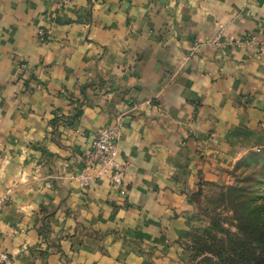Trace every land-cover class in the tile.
Returning a JSON list of instances; mask_svg holds the SVG:
<instances>
[{"label":"crops","instance_id":"1","mask_svg":"<svg viewBox=\"0 0 264 264\" xmlns=\"http://www.w3.org/2000/svg\"><path fill=\"white\" fill-rule=\"evenodd\" d=\"M58 3L59 0H0V36L8 30L5 27L8 25L14 33L20 34L22 43H30L36 49L48 44L50 39L60 37V28L66 29L63 37H68L73 30L81 35V26L87 25L81 43L97 47V41L90 39L93 29L102 33L109 29V24L97 17L96 4L108 5L102 9L103 16H108L109 13L112 17L116 15L110 0H66L61 7ZM121 3L122 0H116V7L119 8ZM39 4L43 5V11L38 10ZM154 4L153 16L157 24L155 27L150 24L149 31L154 33L156 41H160L166 38L167 33L163 13L166 0H154ZM181 12L187 19L188 9H181ZM242 19L244 24L239 20L232 22L237 31L231 44H225L224 37L217 41L210 31L205 32L204 38L211 46H205L200 53L191 51L193 47H198L199 34L193 31L196 22L186 23L187 48L180 49L181 56L188 57V63L182 70L184 75L177 77L159 96L144 95L148 89H142L139 85L120 93L122 82L118 83L114 73L104 72L99 66V59L89 67L87 54L82 60L83 67L69 70L62 61L55 62L57 50L49 49L53 63H45L44 56L37 55V63L29 68L27 59L0 49V55L11 64L10 70L20 69L14 80L4 81L0 77V92L20 84V88L8 98V103L0 100V127L9 103L19 113L7 133L0 131V162L5 153L11 158L8 164L9 178L18 168L34 173L37 166L41 167L44 169L42 175L47 177L44 183L50 184L51 191L55 194L54 197L47 194L36 197L38 186L35 183L18 185L9 191L8 180L0 181V257L6 258V262L2 264H12L14 259L22 264H74L77 260L79 264H86L97 252L100 258L92 259L90 264H101L102 260H113L115 264V260L121 256L126 264L179 263L178 242L205 222L195 209L194 198L198 191L220 185L224 173L236 161L249 151L264 148V100H261V88L264 84H259L255 77L250 79L251 73L241 72L229 85V78L234 75L231 71L234 65L228 63L227 73L213 76L209 80V84L213 86L211 95L219 94L220 107L229 113L237 112L234 118L213 119L209 123L207 114L212 105L202 103L208 99L205 95L208 89L201 87L199 95L190 91L200 77L207 75L197 67L194 55L197 59L207 57L205 64L209 65L219 63L215 58L221 50L226 54L233 50L240 52L239 44L251 43L254 37L257 38L255 47L261 46L264 37L259 36L258 29L246 27L250 25L251 18L243 16ZM41 20L44 22L41 23ZM134 22V17L126 15L121 27L127 29ZM116 24L117 21L113 18L111 27L115 28ZM38 30L47 31L48 39L41 40L37 35ZM217 44L223 47L217 48ZM172 48L173 45L169 44L163 50V55H174ZM101 51L108 53V48L101 46ZM160 56L157 53L155 57L160 70L151 72L147 69V76L143 79L145 84L150 79L173 74L176 66L169 67L167 61L160 60ZM141 58L137 54L136 59ZM179 59L177 57V61ZM53 67L55 81L49 71ZM40 73L47 79H41ZM61 73L64 74L63 80L60 79ZM88 73H93L94 77L81 83V75L87 76ZM69 79L73 81L71 87L67 83ZM38 90H42L41 94L47 93L39 102L33 98ZM110 92L117 93V96L100 105L98 101ZM177 95L184 97V103L179 109L171 110L172 118L176 119L179 112H185L184 118L190 115L191 121L196 122L203 109L205 116L199 119V123L202 126L206 124L207 127L202 135H194L187 128L182 133L167 118L161 121L158 116L148 118L143 111H135L139 105L145 104L149 111L159 109L163 113L170 104H174ZM25 101L28 105L36 103L35 109L29 107L27 111L38 119L29 121L27 115L20 111ZM116 104L124 105L125 111H118ZM186 105L191 107V113H187ZM89 108L99 109L94 117L86 114L85 109ZM141 117L145 119L140 128L138 144L128 143V135L121 131L116 162L123 167L124 174L121 185L115 187V193L111 191L115 184L107 176L97 178L89 187L82 186L76 177L83 170L81 157L90 151L91 136L100 127L114 125L116 120H120L121 129L129 130L130 134L133 122H138ZM153 121L157 122L156 128L153 127ZM28 124L32 129L30 138L25 136L30 131ZM157 128L162 131L151 143L146 142L143 139L145 131L155 133ZM79 141H83L86 147ZM202 141H207V144ZM161 146L166 150L161 151ZM53 148L59 152L52 151ZM23 149L26 150L25 154ZM60 153L67 155L61 156ZM23 154L24 159L18 164L17 157ZM138 158H141V162L133 167ZM151 160L156 162L145 170L143 164ZM161 160L166 166L160 165ZM57 162L66 167L61 169ZM29 165L33 167L29 168ZM129 171L140 177L152 176L153 179L134 177L126 181ZM164 177H167V182L163 185L156 182L158 178ZM105 181L109 190L102 188ZM29 188L32 189L31 192L28 191ZM133 189L139 192L135 202L130 196ZM122 190L129 195H122ZM17 200L29 204L39 200V203L26 219V214L15 203ZM20 224L24 225L22 230L18 227ZM3 225L13 231H5ZM21 231L23 238L16 243ZM109 236L112 240L106 246L105 241ZM117 242L120 243V248L115 250L113 256L108 249ZM85 253L88 255H84Z\"/></svg>","mask_w":264,"mask_h":264},{"label":"clouds","instance_id":"2","mask_svg":"<svg viewBox=\"0 0 264 264\" xmlns=\"http://www.w3.org/2000/svg\"><path fill=\"white\" fill-rule=\"evenodd\" d=\"M113 11L116 13L115 17H112V14L109 13L108 16L102 15V9L108 7L107 4L101 5L100 3L96 4V13L97 17L104 20L105 23L109 24V29L105 32H99L98 29H93V33L90 36V39L97 41V47H93L92 44H82L83 34L86 33L87 25H82L80 28L81 35H77L76 31L73 30L70 32L68 37H63V32L66 30L64 28H60L59 31L61 36L56 40H51L48 44L41 46L40 48L33 49L30 43H22L20 39V34L14 33L10 26L6 25L8 28L7 31L4 32L3 36H0V49L9 52L10 54L14 53L17 57L28 60V67L30 68L33 64L37 63L36 57L37 55H43L45 58V63H53V59L51 56V52L49 49L57 50L58 54L55 58L56 63L63 62L64 66L69 70H79L84 65L82 64V60L87 54L89 58V67L95 63L96 59L100 61V68L104 72L114 73L117 77V81L122 82V87L120 88V93L123 92L124 89H132L135 86L139 85L143 89L147 87L148 91L143 93L144 95H155L159 96L161 93L165 91L166 88L171 86V83L175 82L177 77L184 75L182 70L186 67L188 63V57H182L180 49L187 48V41L185 36L187 35L185 28L186 23L195 21L196 27L193 29L194 32L199 34L197 44L198 47H194L191 49L193 53H200L205 46H211L210 42L204 38L205 32H211L215 37V40L219 41L221 37H224L225 44H231L232 39L235 38V32L237 29L235 25L232 23L234 20H239L241 24H244L243 16H247L251 18L250 25H246V27H251L252 30L258 29V34L261 37H264V0H166V7L163 8V13L165 14V21L167 25V33L166 38H162L160 41H156L153 38L154 33L149 31L150 24L153 27L156 26L157 22L153 16L155 12V4L154 0H132L130 3L129 0H122L120 7H116V0H110ZM135 5V6H134ZM71 7V5H68ZM188 9L187 19L185 15L181 12V9ZM38 10L43 11V5H38ZM54 12V9H53ZM130 16L135 18V22L132 23L129 28L125 29L121 27L125 17ZM117 21L116 27H111L112 19ZM44 21L41 20V23ZM219 33V35H216ZM159 35V33H155ZM179 37V39H177ZM239 43V41H238ZM257 43V38H252L251 43L247 44H239L241 51L236 52L233 50L231 53H225L224 51H220L216 56V60L219 63L215 64H205L204 59H197L196 56H193V60L196 61V65L199 69L205 71L207 75L200 77L198 83L193 85L190 89L191 92L197 93L199 95V89L201 87L208 89V92L205 93L208 96V99L204 100L202 103L211 104L212 108L207 114L208 122L211 123L213 119H230L234 118L238 113L232 112L229 113L226 109H222L220 107V95H211L212 87L209 84V80L213 76H217L221 73H227L228 69L226 65L228 63H232L234 65L231 70L234 74L229 78L228 84L231 85L235 79L238 78L241 72L251 73L250 79L255 77L259 84H264V43H261L259 48L255 47ZM172 44V51L175 53L171 57L167 55H163V50L169 45ZM101 46H106L108 48V53H103L101 51ZM151 46V47H150ZM217 48H222L223 46L217 44ZM157 53H160V60L167 61L168 66L171 67L175 65L176 67L173 69V74L171 76H164L158 79H150L148 83H144L143 79L147 76V69H150L151 72H156L160 70V64L156 61L155 57ZM137 54L141 55V59L137 60ZM112 58L111 60L109 58ZM177 57H180L179 61H177ZM239 62V63H237ZM11 64L4 60L2 55H0V77L3 78L4 81L9 79L14 80L16 78V74L20 71L19 68H16L15 71L10 70ZM38 71V70H37ZM50 74L52 80L55 81L56 73L55 68L50 69ZM103 74V72H102ZM41 79H47L40 73ZM64 74L61 73L60 79L63 80ZM93 73H88L87 76L81 75L80 82L83 83L85 80L89 78H93ZM107 79V77H105ZM69 87L73 84V81L69 79L67 81ZM20 88V84L18 83L15 87H9L5 89L3 92H0V100L8 103V98ZM239 89H237L238 92ZM42 90H38L36 94H34V100L39 102L43 99V96H46L47 93L41 94ZM229 92L231 93V88L229 87ZM261 100H264V87L261 88ZM117 96V93L110 92L108 96L102 97L98 103L100 105H104L105 101L112 100ZM184 103V97L177 95L174 98V104H170L168 108L165 109L163 113H160L159 109H153L149 111L145 104L139 105L135 111H143L145 113V117L158 116L159 120H163L167 118L170 123L178 126L183 133L185 128L189 129L193 132L194 135H202L203 130L207 125H201L199 123V119L205 116L204 110L201 109L199 112V116L196 122L191 121L190 115L187 118L185 117V112H179V116L176 119H173L171 116V110L179 109L180 105ZM32 109L36 108V103L28 105L27 101L24 103V107L20 109L21 112H24L27 115L28 120H32L34 118L38 119V117H33L28 113V108ZM116 109L118 111H125V106L121 104H116ZM187 113H191V107L185 106ZM98 108H89L85 109L86 114L91 116H95V112L98 111ZM132 111V109H128ZM19 113L15 112L13 109V105L9 103V109L7 113L3 114L2 127H0V131H4L7 133V129L12 125L13 119L18 116ZM145 117H141L138 119V122H133L131 132L129 134V130L121 129L122 132L128 135V143L130 144H138L140 138V128L144 123ZM47 118V117H46ZM22 123H27V121H22ZM95 123V120H93ZM153 127H157V122L153 121ZM29 127V132L26 133V138H30L31 136V125H27ZM162 130L157 128V132H152L151 130H146L143 139L146 142L151 143L156 136ZM43 135V134H41ZM82 146L83 141H79ZM204 144H207V141H202ZM51 147V146H49ZM164 146H161V151H165ZM23 153H26V150H22ZM52 151L59 152L58 149L53 148ZM127 154V149L125 150ZM151 151V150H149ZM24 154L17 157V163H22L24 159ZM61 156L67 155V153H60ZM141 153V158H142ZM141 158H138L133 167L136 164L141 162ZM11 158L5 153L2 158V162H0V181L5 179L8 180L9 191L15 188L18 185L35 183L38 186V190L35 193L36 197H41L45 194L52 195L54 197V192L51 191V185L44 183V180L47 179L46 176L42 175L44 169L37 166L35 168V172H29L28 170L17 169L14 175H11L9 178V160ZM155 160H151L148 163H144L143 167L145 170L151 167L152 163H155ZM61 169L66 167V165H59ZM119 162H117V166ZM161 166H166L164 161H160ZM29 168H32L33 165H29ZM194 172V169L192 170ZM137 179H145L152 180V176H137V174L129 171L128 175L125 177V180H131L133 178ZM117 181L121 179L120 176L115 178ZM157 183L163 185L167 182V177L158 178L156 180ZM119 185H114L111 189L113 194L115 193V187ZM104 190H109L107 187V181L102 185ZM29 192L32 191L31 188L28 189ZM129 193H124L122 190V195ZM131 200L135 202V200L139 197V192L133 191L130 194ZM20 211H23L26 214V219L31 216V210L36 208V204L39 203L37 200L35 203H27L22 201H15ZM18 227L23 229L24 225L20 224ZM5 231L11 233L13 229L8 228L7 225H3ZM23 238V233L21 231V235L17 237L16 243H19ZM112 240V237L109 236L105 241V245L107 246ZM120 248V243L109 248L108 250L113 253L115 256V250ZM69 255H72L69 253ZM84 255H88L85 253ZM15 256V253H14ZM99 253L97 252L94 256H91L90 259L86 262V264H90L92 259H99ZM2 259V257H0ZM12 264H22L21 261L13 260ZM74 264H79V260L75 261ZM101 264H113V260L101 261ZM115 264H126V261L123 256L119 259L115 260Z\"/></svg>","mask_w":264,"mask_h":264},{"label":"trees","instance_id":"3","mask_svg":"<svg viewBox=\"0 0 264 264\" xmlns=\"http://www.w3.org/2000/svg\"><path fill=\"white\" fill-rule=\"evenodd\" d=\"M257 150L236 163L239 179L216 198L231 210L230 227L210 211L208 225L187 235L189 264H264V148Z\"/></svg>","mask_w":264,"mask_h":264},{"label":"built area","instance_id":"4","mask_svg":"<svg viewBox=\"0 0 264 264\" xmlns=\"http://www.w3.org/2000/svg\"><path fill=\"white\" fill-rule=\"evenodd\" d=\"M64 3H66V0H59L58 6L61 7ZM48 34L44 30L37 31V35L41 40H47ZM121 125V121L116 120L114 125L100 127L91 136L90 151L81 157L80 163L83 166V170L76 177L82 186L89 187L97 178L103 176H107L115 185H121L124 169L120 165L117 166L116 162L117 144L121 135ZM117 176L121 177L118 181L115 179ZM5 262L6 258L2 256L0 264Z\"/></svg>","mask_w":264,"mask_h":264},{"label":"rangeland","instance_id":"5","mask_svg":"<svg viewBox=\"0 0 264 264\" xmlns=\"http://www.w3.org/2000/svg\"><path fill=\"white\" fill-rule=\"evenodd\" d=\"M254 151L257 152L258 150H254ZM246 155L247 153L243 157H245ZM243 157H241L240 159H242ZM238 161H236L233 164V166L224 173V179L220 185H213L209 188L202 189L199 191V193H197V196L194 201L196 213L200 215V217L205 222H203L201 227L197 229H193L190 233L194 231H201L203 228H205L208 225V216H210V213L208 212L210 211H218L222 215L219 217L220 222L223 223L224 227L226 228L230 227L229 217L231 214L229 211L231 210H226V206L224 204H220L219 202H217L218 199L216 198L217 196H219L221 189H223L224 187L233 185L237 181V179H239L238 174L235 172H232L233 168L235 167ZM187 235L184 237V239L178 242L180 252H179V256H177V259L179 262L177 264H189L190 263L189 262L190 251L187 250L186 248L187 244L189 245V240H188Z\"/></svg>","mask_w":264,"mask_h":264}]
</instances>
